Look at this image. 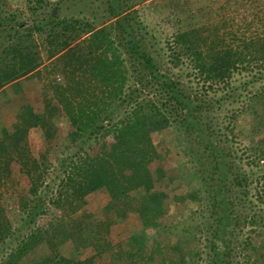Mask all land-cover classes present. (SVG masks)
Here are the masks:
<instances>
[{
    "label": "trees",
    "instance_id": "trees-1",
    "mask_svg": "<svg viewBox=\"0 0 264 264\" xmlns=\"http://www.w3.org/2000/svg\"><path fill=\"white\" fill-rule=\"evenodd\" d=\"M64 1L0 0V90L41 77L44 68L55 80L37 120L46 138L59 122L64 131L61 156L47 158L1 129L0 264L44 251L37 264H198L202 252L206 264H254L264 255V207H255L264 206V173L241 169L235 140L246 136L239 108L250 122L245 150L252 162L264 160V0H150L173 26L169 50L158 53L147 39L155 25L136 21L135 7L146 0H105L111 21L100 25L60 17ZM171 127L204 185L206 202L197 209L204 221L187 222L188 241L201 232L209 248L184 252L181 241L170 243L179 260L164 255L156 239L144 252L146 229L160 227L165 214L152 189L167 175L159 136ZM101 188L110 207L124 196L139 200L136 249L122 253L105 243L93 213L74 215ZM187 198L177 194L172 204ZM67 241L70 255L61 251ZM88 247L95 252L84 258Z\"/></svg>",
    "mask_w": 264,
    "mask_h": 264
},
{
    "label": "rangeland",
    "instance_id": "rangeland-1",
    "mask_svg": "<svg viewBox=\"0 0 264 264\" xmlns=\"http://www.w3.org/2000/svg\"><path fill=\"white\" fill-rule=\"evenodd\" d=\"M50 1L54 3L57 0ZM148 3H150V0L141 1L135 7L141 8L140 16L136 17L138 26L144 25L147 27V23H153L155 28L151 34H147L148 42L152 43V50L162 52V47L169 50L167 42L170 41L172 36L173 26L169 22L163 21L160 12L154 10L153 6L150 7ZM219 3L213 4V8H216ZM9 6L16 7L17 5L9 4ZM52 8L53 5L46 8V11H51L53 10ZM54 8H56V5H54ZM58 12L60 17L71 15L87 16L98 25L110 23L111 21L105 0H65L61 10ZM48 62L49 60L45 59V63ZM236 77L237 83L239 82L238 79H243L239 74ZM57 79L60 80L61 76L57 75ZM54 80L53 75L47 74L43 68L41 77H23L7 84L0 90V135H2L1 129L3 127L6 132L11 134L16 143L27 142L35 155H39L43 151L47 158L53 152L61 156L62 152L58 146L61 144L64 134V131L60 128L62 127V122H59L57 130L47 138L44 137L41 132L43 129H41V125L37 120V114L44 106L45 98L51 95V91L49 92L48 89L50 83ZM185 81L188 80L185 79ZM198 81L196 80V82ZM194 83L192 82V84ZM237 110L239 113L238 122L244 124L245 131L243 134H246V136L241 135L235 140V148L240 157H242L240 167L253 177H258L264 173V160L252 162L251 156L254 153L252 150H245L252 144V140L248 136L250 122L243 111L239 110V108ZM159 138L160 149L165 157L167 175L152 190L160 194L166 203L165 214L161 218L163 222L160 227L154 226L146 229L144 252L145 254L152 252V242L153 239H156L160 243L161 252L164 255L179 260V254L169 248L170 243L181 241L184 252H198L199 250L209 249L206 246V242L202 239L203 236H200L201 232L199 236L191 238V242H189V234L185 230L186 226H188L187 222H190L192 226H196V224L202 226L204 218L197 213V209L202 202L204 185L196 175L195 170H192L194 169V162L188 155V147L184 143L178 129L171 127L166 132L161 133ZM177 194L188 195V198L182 203V206L179 205V207L175 208L172 204V199ZM205 202L206 200L202 204ZM111 203L112 198L109 193L105 188H101L88 194L86 205L74 215L79 217L83 213H93V216L103 223L101 229L103 241L109 244L110 247L117 245L116 249L122 253L130 252L138 246L133 236L143 227L136 211L140 207V202L131 196H124L115 201L112 207H110ZM255 207L256 209H262L264 206L259 202L255 204ZM176 226H178L177 230H171V232L168 230ZM164 227L165 229H163ZM194 232L197 234L196 231ZM72 249L73 244L70 241L65 242L61 246L62 253L66 255H70ZM94 252L93 247H88L82 250L81 256L85 258ZM46 254H48V251L28 256L22 264H37L38 260H41ZM202 255L198 264H206V252H202ZM153 264L158 263L154 261ZM254 264H264V255L256 256Z\"/></svg>",
    "mask_w": 264,
    "mask_h": 264
}]
</instances>
